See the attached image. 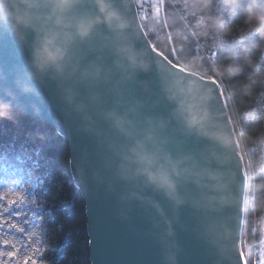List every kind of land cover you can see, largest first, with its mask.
<instances>
[{
  "label": "water",
  "instance_id": "water-1",
  "mask_svg": "<svg viewBox=\"0 0 264 264\" xmlns=\"http://www.w3.org/2000/svg\"><path fill=\"white\" fill-rule=\"evenodd\" d=\"M48 2L32 10L37 26H53ZM112 6L128 26L116 32L100 23L77 38L62 71H38L37 32L19 29L20 39L0 19V104L47 122L68 142L91 264H241L247 179L222 86L177 70L148 37L136 0ZM73 12L95 16L97 7L79 0ZM121 43L133 45L146 67L121 57ZM180 99L195 102L200 125H189ZM140 154L154 160L153 171L172 174L174 196L150 182Z\"/></svg>",
  "mask_w": 264,
  "mask_h": 264
},
{
  "label": "trees",
  "instance_id": "trees-1",
  "mask_svg": "<svg viewBox=\"0 0 264 264\" xmlns=\"http://www.w3.org/2000/svg\"><path fill=\"white\" fill-rule=\"evenodd\" d=\"M142 23L170 60L220 82L247 174L241 247L249 264H264V0H162L161 14L149 7ZM4 111L0 192L24 196L4 215L35 234L43 264H91L68 142L46 122ZM5 231L19 241L20 259L30 253L23 234Z\"/></svg>",
  "mask_w": 264,
  "mask_h": 264
},
{
  "label": "clouds",
  "instance_id": "clouds-1",
  "mask_svg": "<svg viewBox=\"0 0 264 264\" xmlns=\"http://www.w3.org/2000/svg\"><path fill=\"white\" fill-rule=\"evenodd\" d=\"M79 0H49L48 19L53 20V26H37L35 21L39 16L33 15L32 10L41 7L40 0H0V19H7L10 26L18 31L20 39H24L22 28H33L37 32L32 51V64L40 72L49 69L62 71L71 45L79 38L89 37L94 28L104 23L110 30L122 32L128 25L119 11L112 6V0H94L97 7L95 16L74 14L73 10ZM24 7L21 8L20 5ZM54 18V19H53ZM118 54L125 58L133 67L144 68L146 65L140 59V53L131 44H118ZM179 108L186 112L190 126L200 125L203 117L196 108L195 102L184 99L178 100ZM5 105L0 104V116L6 115ZM140 162L145 165L143 171L150 182L167 192L170 196L176 193V182L172 174L165 168L159 167L155 171L151 166L154 160L146 154H140ZM208 179L219 180L218 174L207 173ZM216 187V185H213Z\"/></svg>",
  "mask_w": 264,
  "mask_h": 264
},
{
  "label": "snow or ice",
  "instance_id": "snow-or-ice-1",
  "mask_svg": "<svg viewBox=\"0 0 264 264\" xmlns=\"http://www.w3.org/2000/svg\"><path fill=\"white\" fill-rule=\"evenodd\" d=\"M177 70H180V65L176 64ZM213 83H219L212 78ZM221 96L224 95L223 89H220ZM24 201L22 193H16L14 196L0 192V264H12L13 261L16 264H43V261L38 257H41L42 252L40 250L39 240H33L34 233L25 234L24 228H22L12 217L4 215L9 208L14 205L20 204ZM19 216L20 213L15 214ZM7 230H15L17 233L23 234L24 239L28 242L27 247L31 249L30 253L23 255L22 259L19 258L21 247H18L19 241L9 239L7 237ZM5 249H10L5 251ZM241 264H247V258L244 256L243 251L240 253Z\"/></svg>",
  "mask_w": 264,
  "mask_h": 264
},
{
  "label": "built area",
  "instance_id": "built-area-1",
  "mask_svg": "<svg viewBox=\"0 0 264 264\" xmlns=\"http://www.w3.org/2000/svg\"><path fill=\"white\" fill-rule=\"evenodd\" d=\"M138 3L142 7V12H143L142 16L143 17L146 16V14H147V10L146 9L149 6H151L153 8V10H155L156 8L160 7L159 0H151V2H150V0H138Z\"/></svg>",
  "mask_w": 264,
  "mask_h": 264
},
{
  "label": "rangeland",
  "instance_id": "rangeland-1",
  "mask_svg": "<svg viewBox=\"0 0 264 264\" xmlns=\"http://www.w3.org/2000/svg\"><path fill=\"white\" fill-rule=\"evenodd\" d=\"M223 89V88H222ZM225 95V94H224ZM226 98V97H225ZM226 104H227V100H226ZM228 109V108H227ZM230 115V114H229ZM231 118V117H230ZM231 120H232V123H233V127H234V130H235V122H234V120L231 118ZM236 133V132H235ZM236 136H237V134H236ZM238 138V137H237ZM239 142V141H238ZM241 152V151H240ZM241 155H242V152H241ZM242 157H243V155H242ZM244 160V159H243ZM244 168H245V166H244ZM246 170V169H245ZM249 173V172H248ZM246 208H247V202H246V204H245V200H244V212L246 211ZM244 215H245V213H244ZM244 221H245V216H244ZM244 226V225H243ZM243 251V250H242ZM243 254H244V256L247 258V264H249V261H248V253L247 252H243Z\"/></svg>",
  "mask_w": 264,
  "mask_h": 264
},
{
  "label": "bare ground",
  "instance_id": "bare-ground-1",
  "mask_svg": "<svg viewBox=\"0 0 264 264\" xmlns=\"http://www.w3.org/2000/svg\"><path fill=\"white\" fill-rule=\"evenodd\" d=\"M9 111V110H7ZM12 111V110H11ZM18 112V111H17ZM21 113V112H20ZM23 114V113H22ZM25 115V114H24ZM27 116V115H26ZM30 117V116H29ZM31 118V117H30ZM34 119V118H33ZM41 121V120H40ZM44 122V121H43ZM47 123V122H46ZM48 124V123H47ZM50 125V124H49ZM51 126V125H50ZM53 127V126H52ZM54 128V127H53ZM55 129V128H54ZM57 131V130H56ZM58 132V131H57ZM59 133V132H58ZM60 134V133H59ZM61 135V134H60ZM62 136V135H61ZM245 174H246V170H245ZM246 179H247V174H246ZM245 213V212H244Z\"/></svg>",
  "mask_w": 264,
  "mask_h": 264
}]
</instances>
